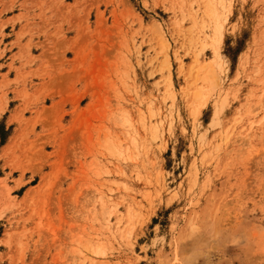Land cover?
Instances as JSON below:
<instances>
[{"label":"rangeland","instance_id":"374dc122","mask_svg":"<svg viewBox=\"0 0 264 264\" xmlns=\"http://www.w3.org/2000/svg\"><path fill=\"white\" fill-rule=\"evenodd\" d=\"M0 264H264V0H0Z\"/></svg>","mask_w":264,"mask_h":264}]
</instances>
